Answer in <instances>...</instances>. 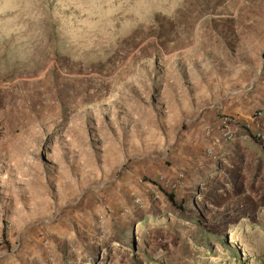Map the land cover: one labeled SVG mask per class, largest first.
I'll return each instance as SVG.
<instances>
[{"label": "rangeland", "instance_id": "374dc122", "mask_svg": "<svg viewBox=\"0 0 264 264\" xmlns=\"http://www.w3.org/2000/svg\"><path fill=\"white\" fill-rule=\"evenodd\" d=\"M263 77L264 0H0V264H264V139L197 126Z\"/></svg>", "mask_w": 264, "mask_h": 264}, {"label": "built area", "instance_id": "2783aa9c", "mask_svg": "<svg viewBox=\"0 0 264 264\" xmlns=\"http://www.w3.org/2000/svg\"><path fill=\"white\" fill-rule=\"evenodd\" d=\"M256 115L253 118L251 117L250 122L242 123L235 115L221 114L218 117V126L211 129L214 132L210 133V129L205 130V138L211 139V142L205 149V154L208 157L214 158L216 149L219 150L238 139L247 141L253 138L262 141L264 139V124L260 121V113ZM214 133L216 136H214ZM169 185L173 187L171 184ZM137 201L139 202L140 200ZM99 218L102 219L103 216Z\"/></svg>", "mask_w": 264, "mask_h": 264}, {"label": "crops", "instance_id": "0c3cea01", "mask_svg": "<svg viewBox=\"0 0 264 264\" xmlns=\"http://www.w3.org/2000/svg\"><path fill=\"white\" fill-rule=\"evenodd\" d=\"M252 95L255 96L256 99H252V97H253ZM258 105L264 106V77H263V83L259 84L256 87L254 92H251V94L247 98H243V100H239L237 103H235V104H233V106H231V112H234V113L239 114V115H245L249 111H251L254 107H256ZM207 119H211L210 122H212V123L209 124V122H206V123L203 122V121H207ZM201 121L202 122L197 123V126L198 127L201 126V129H203V130L208 129L209 127L216 128L218 126V117L217 116H210V117H206V118L204 117V118H202ZM209 125H211V126H209ZM214 136H216L215 133H214ZM249 146H251V143L249 144ZM196 147H198V146L195 145V148ZM183 150H184V148H183Z\"/></svg>", "mask_w": 264, "mask_h": 264}, {"label": "trees", "instance_id": "16d2710c", "mask_svg": "<svg viewBox=\"0 0 264 264\" xmlns=\"http://www.w3.org/2000/svg\"><path fill=\"white\" fill-rule=\"evenodd\" d=\"M167 197L172 204H175L174 196L172 194H167Z\"/></svg>", "mask_w": 264, "mask_h": 264}]
</instances>
